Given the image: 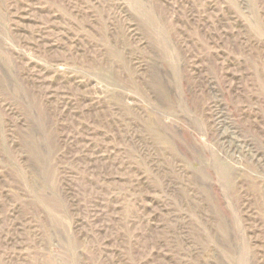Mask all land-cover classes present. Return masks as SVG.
<instances>
[{
  "label": "rangeland",
  "instance_id": "1",
  "mask_svg": "<svg viewBox=\"0 0 264 264\" xmlns=\"http://www.w3.org/2000/svg\"><path fill=\"white\" fill-rule=\"evenodd\" d=\"M0 264H264V0H0Z\"/></svg>",
  "mask_w": 264,
  "mask_h": 264
},
{
  "label": "bare ground",
  "instance_id": "2",
  "mask_svg": "<svg viewBox=\"0 0 264 264\" xmlns=\"http://www.w3.org/2000/svg\"><path fill=\"white\" fill-rule=\"evenodd\" d=\"M231 140V139H230ZM233 141H235V140H233ZM239 142V141H238ZM240 143V142H239ZM232 152V151H231Z\"/></svg>",
  "mask_w": 264,
  "mask_h": 264
}]
</instances>
